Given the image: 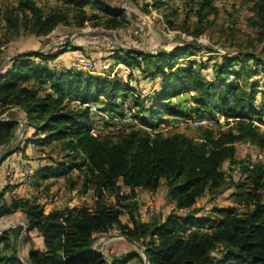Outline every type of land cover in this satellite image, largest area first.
Returning <instances> with one entry per match:
<instances>
[{
    "label": "trees",
    "instance_id": "obj_1",
    "mask_svg": "<svg viewBox=\"0 0 264 264\" xmlns=\"http://www.w3.org/2000/svg\"><path fill=\"white\" fill-rule=\"evenodd\" d=\"M166 6L165 0L151 2L154 9ZM175 13L172 9L163 14L167 29L175 27L170 19ZM214 13L213 0L197 1L194 34ZM252 21L264 53V0L255 1ZM88 23L117 29L126 23V15L105 0H56L48 9L35 0H18L4 10L0 7V30L14 36L21 32L46 36L60 24L83 28ZM77 49L66 44L55 52H21L0 68V165L29 146L57 144L61 158L34 167L28 184L39 193L40 188L49 189L47 180L63 178L80 195L91 191L93 204L45 212L37 196L12 197L16 186H3L0 220L19 212L24 225L0 232V264H145L134 250L112 254L107 260L93 248L97 235L113 229L142 247L146 264H264V162L236 159L238 142L264 148V133L256 124H264V81L262 88L258 81L250 82L248 90L240 82L260 71L264 75V58L251 52L225 54L212 64L213 73L207 77L201 72L205 63L181 60L202 50L194 43L152 53L122 48L114 56L116 62L137 69L145 79H158L157 88L141 96L118 74L56 66L60 55ZM125 105L134 109L138 124L91 135L100 112L123 115ZM14 108L23 113L24 126L32 133L12 148L9 144L19 121L12 114L9 119L1 117ZM220 115L225 119L222 123L187 126L197 129L196 138L174 128L158 131L174 120H217ZM217 125L226 128L215 130ZM225 162L241 168L244 177L235 184L239 189L235 196L246 209L215 207L212 215L200 214L197 199L224 188ZM163 183L165 198L174 207L162 218L140 220L136 190L155 192ZM122 187L127 192L122 193ZM124 213L126 221L121 219ZM33 230L42 247L29 248L22 260L13 238Z\"/></svg>",
    "mask_w": 264,
    "mask_h": 264
},
{
    "label": "rangeland",
    "instance_id": "obj_2",
    "mask_svg": "<svg viewBox=\"0 0 264 264\" xmlns=\"http://www.w3.org/2000/svg\"><path fill=\"white\" fill-rule=\"evenodd\" d=\"M35 1L37 5L45 9L56 5V0ZM165 1L167 2L166 7L154 9L151 7L152 0H105L109 6L125 12L126 23L117 29L94 27L90 23L86 24L83 28L60 24L46 36H35L24 32L14 36L11 32L5 31L2 28L0 30V68H5L9 59L14 54L33 51L55 52L66 44H71L78 49L71 50L73 53L61 57V59L58 57L56 60L59 61L61 66L66 68L75 56H79L93 62L92 71L100 73L102 72L101 68L104 63L108 62L113 65L116 63L114 56L122 48L152 53L159 50H169L175 44L194 43L200 46L202 50L191 57L181 60H185L183 62H186V60H196L197 63H205L207 66L201 72L207 77L213 73L212 64L215 62L219 63L222 55L234 56L251 52L264 58L261 43L258 40V32L252 21L253 5L256 0H213L217 13L207 15L206 19L200 23V33L197 35L194 34L196 24L198 23L194 10L199 0ZM17 2L18 0H0V7L4 10L8 6L16 5ZM145 3L148 4L147 7L144 6ZM172 9L176 10L175 16L170 17L175 27L167 29L163 20V14L168 13ZM249 63L251 64V61ZM120 71L118 69L115 75L118 74V76L122 77ZM131 72L133 73L131 74L132 78L135 81L133 87L142 95L150 94L157 88L158 79L153 81L145 79L143 78V74L137 69H133ZM104 73L106 74V72ZM254 81H258L262 88L264 75L261 71L256 76L240 82L243 86L242 88L248 90L250 82ZM257 100H260V94L257 95ZM10 114L17 118V120L21 118L18 121L19 124L22 123L23 125V127L19 126L16 135L13 137L15 139L9 144L14 148L31 135L32 129L25 128L22 112L17 108L3 113L1 118L9 119L11 117ZM224 120L222 115L217 118V121L220 123L224 122ZM137 121L139 120L137 119ZM174 123L178 122L174 120ZM256 124H259L260 130L264 133V124L258 122ZM168 126V123H165L160 125L158 130L164 133L170 132L167 128ZM214 128L218 130L226 128V126L217 125ZM174 129L194 138L198 136V131L195 128L175 125ZM28 152L34 155L35 160L43 164L49 162V160L61 158L57 144L46 145L43 148L29 146ZM2 153L3 151L0 150V158ZM12 155L16 158L18 157V152ZM236 159L245 162H264V148L258 149L247 142H238L236 144ZM222 170L226 175L224 188L218 194H204L197 199L195 207L199 209L200 214L212 215V210L215 207H233L237 211L246 209L243 204L237 201L235 196V192L239 190L235 187V184L242 181L244 177L241 173V168L239 165L225 162ZM7 172H10V175L14 176V183L9 184ZM77 174L75 171L72 173V176L76 177ZM24 176L25 173L21 169L15 172L14 167L10 164L7 167L0 165V190L6 185L19 187L23 184L21 178ZM23 189V187H20L19 193L14 194H27L31 197L37 196L40 202L47 204V209H61L70 207L73 204L92 205L94 200L91 191L86 193L85 199H81V195L77 192V189H70L64 179L56 181V184L50 191L48 189L47 191L42 190L41 193H38L37 190L30 188V193H27ZM121 191L125 193L127 192V188L122 187ZM165 193L164 183L155 192L142 189L136 190L135 200L138 203L137 213L140 220L146 222L154 218H162L174 207L165 198ZM105 198L108 201H113V198L110 196H105ZM179 212L182 213L184 210ZM121 219L122 221L127 220L125 213ZM17 225H24L23 216L19 213L6 217V220H0V232ZM13 239L16 241L18 254L22 260L25 259L29 248L42 247L41 237L36 230L31 231L28 236L24 235L22 231L20 235H16ZM93 248L102 252L107 260H109V256L112 254L120 255L132 250L137 251L141 255L140 251L142 250V247L138 249L126 241L124 236L116 229L111 230L107 234L97 235ZM129 264H135V261H131Z\"/></svg>",
    "mask_w": 264,
    "mask_h": 264
},
{
    "label": "built area",
    "instance_id": "obj_3",
    "mask_svg": "<svg viewBox=\"0 0 264 264\" xmlns=\"http://www.w3.org/2000/svg\"><path fill=\"white\" fill-rule=\"evenodd\" d=\"M170 32V31H169ZM94 66V63L89 61V60H85L79 56H75L70 62L69 64L66 66L67 69H79V70H84L90 73H96V74H100V75H105L104 72H108L109 76H113L115 75V73L119 70H121L120 75L122 76L123 82L127 83L129 86L133 87L134 85V79L132 78V70L127 67L124 66L122 63L120 62H116L114 65L110 64L108 62L104 63L102 65V72H94L92 71ZM141 96H145L142 95L140 93ZM74 103H79V101L74 100ZM188 106L190 105L189 103L187 104ZM90 108L92 111L96 112L97 111V107L95 105H90ZM178 123H174L171 122L168 125V129L171 130L172 128L176 126H191V127H197V126H206V125H210V124H215L216 122H218L217 120H212V119H199V118H195V119H178L176 120ZM127 124H138L137 119L134 116V109L130 108L128 105H125V109L123 111V115H116V114H112L110 112L104 111V112H100L99 113V117L96 118V120L94 121V126L91 128L90 133L93 136L102 134V133H106V132H114L117 130L122 129L123 127H125ZM160 131V130H158ZM33 169L31 167L28 168L27 170V177H25L24 182L26 184H28V176L30 174H32ZM7 175L9 176L8 178V182L9 184L14 183V176L10 175V172H7ZM12 197L15 196L14 192H12L11 194ZM0 204H3V202H0ZM1 231V230H0Z\"/></svg>",
    "mask_w": 264,
    "mask_h": 264
},
{
    "label": "crops",
    "instance_id": "obj_4",
    "mask_svg": "<svg viewBox=\"0 0 264 264\" xmlns=\"http://www.w3.org/2000/svg\"><path fill=\"white\" fill-rule=\"evenodd\" d=\"M70 53H73V52L72 51L71 52L70 51H67V52L63 53L62 55L59 56V59H61V57H65L66 55H70ZM55 64H56L57 67L61 66L59 64V61L58 60H55ZM22 116H23V113H22ZM20 119H18V120H20ZM13 161H15V162H13ZM9 164L12 167H14V171L15 172L16 171L18 172V170L21 169V171H23L25 173V176L23 178H21V180L24 181L25 180V177H27V170H28L29 167H31L32 169H34V167H36L38 165H42L43 163L35 160L34 159V155H31L28 152V147H27L26 150H25V153L18 152V157H16V158H14L13 155L9 156L7 159H5V161L1 164V166L3 165L4 167H7ZM20 174H22V173H20ZM61 179L63 180V178H53V179L47 180L45 182V184H48L49 185V187H48L49 188V191L53 189L54 185L56 184V181H60ZM20 187H23L24 188L23 191H25L27 193H30V190H31L30 188H32V187H30L29 184H26V183L23 182V184L20 185L19 187H15V189L13 190V192L15 194L19 193ZM41 189L42 188H40V192L39 193L42 192ZM80 198L81 199H85L86 198V194L84 196L81 195ZM38 201L40 202V200H38ZM40 203L44 205L45 212H48V211L51 210L50 208L47 209L48 208V206H46L47 204H45L43 202H40ZM82 205H88V204H81V205H76V204L74 205L73 204L69 208H72V207H80ZM50 206H51V204H50ZM88 206H91V205H88ZM53 209H60V208H53ZM61 209H63V208H61ZM17 213H19V212H17ZM17 213H15V214H17ZM19 214H21V213H19ZM12 215H14V214H12ZM12 215H7V216L3 217L1 220H6V217H11ZM39 248H41V247H39Z\"/></svg>",
    "mask_w": 264,
    "mask_h": 264
},
{
    "label": "water",
    "instance_id": "obj_5",
    "mask_svg": "<svg viewBox=\"0 0 264 264\" xmlns=\"http://www.w3.org/2000/svg\"><path fill=\"white\" fill-rule=\"evenodd\" d=\"M20 126L23 127L22 123H20ZM14 139H15V138H13V139L11 140L10 144L13 142ZM124 239H125L126 241H128L129 243L133 244V245H134L135 247H137L138 249H140V246H139L135 241H133V240H131V239H128V238H126V237H124ZM98 252H99L100 254H102V252H100V251H98ZM140 252H141V256H142L143 259H144V263L146 264L147 261H146V258H145V255H144L143 250H141ZM102 255H103V254H102Z\"/></svg>",
    "mask_w": 264,
    "mask_h": 264
}]
</instances>
